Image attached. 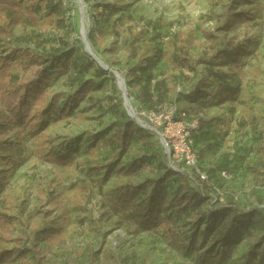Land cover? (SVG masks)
<instances>
[{
    "label": "rangeland",
    "instance_id": "1",
    "mask_svg": "<svg viewBox=\"0 0 264 264\" xmlns=\"http://www.w3.org/2000/svg\"><path fill=\"white\" fill-rule=\"evenodd\" d=\"M83 1L88 36L100 28L108 30L112 19L118 18L119 23H123L131 16L141 23L160 27L163 36L190 30L203 40L200 30L205 28L213 30L217 38L235 35L243 44V50L238 54L239 70L226 57L219 59L214 66L218 73L229 74L221 83L213 81L201 91V96L190 91L200 73L206 70V63L201 62L194 71L176 72V84L180 83V89L175 85L170 94L172 104L190 115L201 116L203 120L198 145L203 160L213 166L217 190L214 191L216 199L211 198V203L215 212L208 215L209 227L205 226V221L192 226L188 223L190 217L184 213L180 215L182 229L193 227L197 230L196 239L204 238V242H198V251L178 252L165 240L162 230L135 232L122 214H115L110 209L113 188L126 179L113 173L102 185L99 176L88 169L102 163L109 154L108 148L100 146L97 141L91 143L88 136L103 130L114 119L108 101L114 96L116 80L104 69L105 74L100 75L94 66L95 61H88L91 56L79 39V13L73 0L65 2L63 14L67 27L76 26V33L65 40L75 45L64 48L66 53L73 47L74 57H69L63 71L56 67V63L47 65L50 76L43 79L47 99L58 92L57 105L65 106L67 97L79 81L87 78L99 83L100 87L84 98L74 99L66 114L45 112L42 118L25 127L23 135L19 134L20 131L12 132L10 146L15 162L0 156V212L14 216L15 232L23 230L25 225L46 228L51 237L48 245L43 242L41 246L45 248V257L52 262L78 264L91 258L94 264H208L201 259V252L203 248H213L219 252V258L212 264H239L251 242L250 234L261 228L254 223L251 210L264 209V181L257 171L264 166V155L259 149V143L264 142V128L256 126L254 119L255 113L264 109V0H233L230 12L247 16L242 27L234 22L225 27L222 11L226 0ZM38 17L35 24L25 22L13 27V34L38 32L49 40L47 46L52 43L58 46L57 36L65 29H57L56 17L47 15L45 9ZM111 38L110 32H106L104 39L90 46L121 75L124 64L115 62L114 57L105 51L103 41ZM8 42L0 38V60H8L12 71L22 77L24 69L20 64L19 50L33 45L19 43L15 47L16 44ZM161 69H167L169 77L174 73L165 59L149 70L157 76ZM133 84L137 86V82ZM139 91V88L133 92L129 89L132 96ZM130 95L131 107L137 113L136 101ZM148 139L154 148L142 145L141 140L135 141L115 163L113 170L128 166V160L142 152L149 154L147 171L157 160L162 162L160 141L150 135ZM49 152H61L71 163L67 166L51 164L44 159ZM137 179L139 177L134 180ZM178 182V178L173 177L163 187L167 200L175 192ZM189 184L196 190L193 182ZM205 192L209 190L205 189ZM233 195L237 207L225 208L227 199ZM233 216L241 220V224L230 238L218 240L216 231ZM56 226L62 228L60 237L52 232ZM250 264H264V260L253 259Z\"/></svg>",
    "mask_w": 264,
    "mask_h": 264
},
{
    "label": "trees",
    "instance_id": "2",
    "mask_svg": "<svg viewBox=\"0 0 264 264\" xmlns=\"http://www.w3.org/2000/svg\"><path fill=\"white\" fill-rule=\"evenodd\" d=\"M43 1V4H41ZM67 0H0V38L8 43H32L33 46H26L20 49V64L24 73L18 77L13 71L8 60H0V156L7 161L15 162L11 150V134L13 131H20L23 135L25 127L36 119L42 118L45 112L66 114L69 106L73 105L76 98H84L93 90H97L100 84L91 78L79 81L76 89L67 97L65 106L57 105L60 99L58 92L52 94L47 99L45 82L50 73L47 65L56 63V67L63 71L67 68L68 62L74 57V48L64 52V48L74 42L65 41L76 33V26L64 23L63 14L65 2ZM233 0H226L222 11L223 18L226 19V26L234 22L242 27L247 19L245 15L230 12ZM45 9L47 15L53 14L57 20V29H65V32L57 36L58 46L53 43L47 46L48 39L38 32H30L16 36L12 32L13 27H18L25 22L35 24L38 22V14ZM151 27V28H149ZM160 27L152 26L150 23L144 24L139 20L128 16L127 20L119 23V19H112L108 30L100 28L94 34H89V44L96 43L104 39L106 32H110L111 39L104 42L105 51L114 57L115 62L124 64L122 77H126V91L133 92L139 88V94L132 96L136 101L138 111H160L170 107L178 106L172 104L170 94L176 86L180 89V83L176 84V72L185 73L196 70L197 64L206 63V70L200 73L199 78L191 85L190 91L201 96V91L212 84L213 81L219 83L229 74L219 73L214 69L219 59L226 57L235 64V69L239 70L238 54L243 50V44L236 40V36L222 35L217 38L213 30L201 29L203 40L195 36L190 30L176 31L169 36H163ZM153 42V43H152ZM152 43V44H149ZM198 49V51L196 50ZM161 59H165L174 73L169 77L167 69H161L156 76L149 69L155 66ZM89 62L95 60L90 57ZM107 64V63H106ZM210 65V66H209ZM94 66L105 74L95 61ZM112 68V67H111ZM118 72V71H117ZM110 73V72H109ZM111 77H114L110 73ZM115 79V77H114ZM142 79L144 83L141 82ZM116 80V79H115ZM125 81V78H124ZM137 82V86H134ZM108 106L111 109L114 119L101 131L94 135H89L91 143L98 142L100 146L109 149V154L102 163L89 167L100 179V184L104 185L114 173L119 178H125L122 183L117 184L112 191L110 199V209L115 214H122L131 223L132 229L139 233L141 231L151 232L162 230L163 237L169 245L176 251L194 252L199 250V243L204 242V238L197 240V230L193 227L183 230L181 223V213L190 217V225H198L205 221V226L209 227L210 219L208 215H213L215 206L211 203L215 194V180L213 177V166L207 164L203 158L198 140L203 128L201 116L190 115L199 120L201 128L193 135V147L199 154V166L208 175L211 185H207L193 171L176 172L167 166L166 156L163 153L162 162H156L155 166L147 171L149 154L142 152L138 156H132L128 160V166L118 167L113 170V166L118 162L135 141H142V145L151 146L154 144L148 139L158 136L149 129L139 127L135 120L126 114L123 106V98L117 85L114 96L109 97ZM255 125L264 128V109L258 110L255 115ZM159 141V138H158ZM161 145V143H160ZM141 146H139L140 148ZM162 148V146H161ZM259 149L264 155V142L259 143ZM152 152V150H151ZM44 159L51 164L68 165L70 159L61 152H49ZM260 177L264 181V166L257 169ZM2 168L0 167V173ZM258 175V176H259ZM136 177H139L136 181ZM173 177L178 178L176 190L167 200L164 197L163 187L167 181ZM193 182L196 190L189 184ZM205 189L209 192H205ZM216 199V198H214ZM235 196L227 199L225 208H236ZM221 208H224L221 206ZM254 223L259 228L250 234L251 242L244 252V258L239 264H250L251 261L264 260V209L253 208ZM14 216L0 212V264H66L64 262L49 261L45 255V248L41 243L46 242L51 237L46 228L25 225L20 232H15ZM16 221L20 222L16 219ZM241 220L235 216L227 218L216 231L218 240L230 238L241 224ZM56 236L60 237L61 227H53ZM46 245V246H47ZM205 247V246H203ZM110 252L109 249H107ZM210 252V254H209ZM111 253V252H110ZM201 259L212 264L219 258V252L213 248H203ZM78 264H94L93 259Z\"/></svg>",
    "mask_w": 264,
    "mask_h": 264
},
{
    "label": "built area",
    "instance_id": "3",
    "mask_svg": "<svg viewBox=\"0 0 264 264\" xmlns=\"http://www.w3.org/2000/svg\"><path fill=\"white\" fill-rule=\"evenodd\" d=\"M135 116L139 127L149 129L158 136L168 167L176 172L193 171L207 185H211L207 173L199 166V154L193 147V135L201 128L197 118L176 107L158 112L139 110ZM222 173L225 175V172Z\"/></svg>",
    "mask_w": 264,
    "mask_h": 264
},
{
    "label": "water",
    "instance_id": "4",
    "mask_svg": "<svg viewBox=\"0 0 264 264\" xmlns=\"http://www.w3.org/2000/svg\"><path fill=\"white\" fill-rule=\"evenodd\" d=\"M76 5H77V9H78V13H79V39L83 42L84 44V48L86 51L89 52V55L98 63V65L103 68L104 70L112 73L116 79V85L118 87V89L121 92V97L123 98V106L126 110V114L128 116H130L131 118L135 119V112L133 110V108L130 105V98L127 94L126 91V86H125V81L124 78L119 74V72H117L116 70L112 69L108 64H105L101 61V59H99L94 53L93 51H91V46L89 44L88 41V27H84V23H83V19L86 18L87 14H86V6L84 4L83 0H73Z\"/></svg>",
    "mask_w": 264,
    "mask_h": 264
},
{
    "label": "bare ground",
    "instance_id": "5",
    "mask_svg": "<svg viewBox=\"0 0 264 264\" xmlns=\"http://www.w3.org/2000/svg\"><path fill=\"white\" fill-rule=\"evenodd\" d=\"M83 23H84V27L86 28L87 27V24H86V18H84L83 19ZM78 30H79V28H78ZM79 32V31H78ZM80 34V33H79ZM91 51H93V50H91ZM87 53L89 54V52L87 51ZM93 53L99 58V59H101V61L103 62V63H105L106 64V62L98 55V54H96L94 51H93ZM131 104V103H130Z\"/></svg>",
    "mask_w": 264,
    "mask_h": 264
}]
</instances>
